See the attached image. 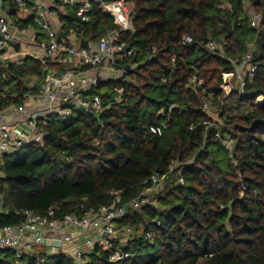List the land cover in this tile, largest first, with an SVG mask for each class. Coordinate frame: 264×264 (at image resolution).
<instances>
[{
	"label": "trees",
	"instance_id": "obj_1",
	"mask_svg": "<svg viewBox=\"0 0 264 264\" xmlns=\"http://www.w3.org/2000/svg\"><path fill=\"white\" fill-rule=\"evenodd\" d=\"M92 1L88 22L77 15V6L59 14L66 35L75 32L77 40L95 42L117 28ZM126 1L134 5V30L122 32L121 39L137 48L131 59L136 67L89 90L105 102L99 117L75 110L65 121L51 120L42 144L31 143L0 160V226L20 223L17 212L25 209L42 214L59 205L60 214H80L81 202L110 205L111 189H124L126 204L153 173L179 161L184 184L173 175L158 207L130 210L119 221L133 231L127 248L133 256L123 264H264V101L255 102L264 94V0H249L263 17L259 29L251 26L242 0ZM32 20L15 21L23 27ZM184 35L194 43H184ZM212 39L226 41L223 54L200 44ZM251 43L254 81L245 95L233 91L224 97L223 73L234 72L230 60L243 57ZM67 68L32 55L20 63L0 59V108L22 103L47 73ZM194 76L202 86L194 87ZM102 84L110 91L101 93ZM208 97L222 121L206 130L202 122L211 117L202 105ZM164 121L168 128L162 136L150 132L151 125ZM218 131L230 138L231 150ZM148 231H154L151 239ZM2 253L0 264H10L7 251ZM108 256L99 250L91 264H118ZM43 260L32 254L23 264H75L65 254Z\"/></svg>",
	"mask_w": 264,
	"mask_h": 264
},
{
	"label": "built area",
	"instance_id": "obj_2",
	"mask_svg": "<svg viewBox=\"0 0 264 264\" xmlns=\"http://www.w3.org/2000/svg\"><path fill=\"white\" fill-rule=\"evenodd\" d=\"M12 1L23 12L29 14L32 11L33 20L28 27L17 24L6 10L5 0H0V59L20 63L25 57L32 55L53 59L58 63L64 62L69 68L61 73L50 71L37 90L25 93L22 103L13 102L0 108L1 159L31 143L42 144L49 135L47 127L51 120L65 121L75 110L90 112L99 117L105 109V102L99 94H89V90L102 82L121 79L126 74L127 67L132 69L137 65L131 62L137 54V48L121 39L122 32L134 30L132 3L126 0H100V8L113 18L117 28L109 30L95 42L89 41V47H83L80 42L75 44L70 35H67L68 39L59 37L62 29L60 25L55 28L50 19L58 16L57 11L45 9L38 2L29 6L28 0ZM242 4L248 10L251 26L259 29L263 21L262 15L249 0H242ZM51 6H77V15L82 21L88 22L93 1L58 0ZM40 30L45 34V42L39 41ZM183 40L187 44L194 43L190 35H184ZM200 44L211 52L223 54L227 43L225 40L217 42L212 39L201 40ZM255 50V44L251 43L243 57L230 60L234 72L223 73L220 89L224 91V97H229L233 91L246 94V87L254 81L257 70V65L253 63ZM62 56L65 58L62 59ZM152 58L153 55H150L149 59ZM232 81L237 83L235 87L231 85ZM192 82L195 88L203 84L197 76L192 78ZM114 90L119 94L123 93V89ZM263 101L264 94L256 98V103ZM214 107L212 97L204 100L202 108L211 117L202 122L206 130L214 127L218 121L211 115ZM167 128V121H164L160 125H151L150 132L162 136ZM217 136L222 137L220 131ZM222 141L227 149H232L230 138L222 137ZM173 175L176 183L184 184L181 162H173L167 171L155 172L145 180L140 194L126 203L130 204V210L145 205L158 207V197ZM1 176L4 174L0 171ZM124 193V189H111L109 194L113 201L110 205L88 207L81 202L78 207L80 214H60L59 205L51 206L42 214L29 209L18 211L17 214L22 215L20 223L0 226V256L3 251H11L13 257L9 258L10 264H23L24 258L32 254L39 261H44L45 257L65 254L75 264H91L96 252L104 250L109 253V261L123 264L133 256L127 250L133 231L130 227L119 225V221L125 216V204L122 203ZM86 200L84 198L83 201ZM145 236L151 239L154 231H148Z\"/></svg>",
	"mask_w": 264,
	"mask_h": 264
},
{
	"label": "crops",
	"instance_id": "obj_3",
	"mask_svg": "<svg viewBox=\"0 0 264 264\" xmlns=\"http://www.w3.org/2000/svg\"><path fill=\"white\" fill-rule=\"evenodd\" d=\"M58 0H28V3H29V6H32L34 3H42L43 4V7L45 9H48V10H52L54 12H58L56 17H50L51 19V22H52V25L57 28L59 25L62 29V23H61V20H60V17H59V14L61 12H64L65 11V8H62V7H56V8H53L51 5L54 4V2H57ZM5 8L8 12V14L10 15V17L15 21L16 19L18 20H22L21 22L23 21H26L28 18H32V15H33V12L31 11L29 14L28 13H25L23 12V10H21L16 4L13 3L12 0H5ZM58 8V9H57ZM14 11V12H13ZM13 12V13H12ZM16 22V21H15ZM17 23V22H16ZM24 23V22H23ZM32 22H27V25L23 26V27H28ZM18 24V23H17ZM44 32L42 30H40L39 32V41H44L46 40V38L44 40H41V37L43 36ZM45 36V35H44ZM72 41L75 42V44H77V42H80L81 40H77V38L75 39L72 38L71 39Z\"/></svg>",
	"mask_w": 264,
	"mask_h": 264
},
{
	"label": "rangeland",
	"instance_id": "obj_4",
	"mask_svg": "<svg viewBox=\"0 0 264 264\" xmlns=\"http://www.w3.org/2000/svg\"><path fill=\"white\" fill-rule=\"evenodd\" d=\"M45 34H43V36L41 37V40H44L45 39ZM70 36H72V38L76 37L75 34H73V32L70 33ZM40 40V39H39ZM233 87H235L237 85V83L235 81H232V84H231ZM97 86V85H96ZM101 93H104V92H107V91H110V87L106 84H102L101 87L99 88ZM91 90V89H90ZM223 91V90H222ZM224 93V91H223ZM89 94H96L95 92H92L90 91ZM256 102V101H255ZM211 115L214 117V119L218 120L219 122L222 121V119H220L219 117V112H218V106L215 105L214 109L212 110L211 112ZM1 160V158H0ZM7 253L9 254L8 256L13 257L12 255V252L11 251H7ZM5 253H3L4 255Z\"/></svg>",
	"mask_w": 264,
	"mask_h": 264
},
{
	"label": "water",
	"instance_id": "obj_5",
	"mask_svg": "<svg viewBox=\"0 0 264 264\" xmlns=\"http://www.w3.org/2000/svg\"><path fill=\"white\" fill-rule=\"evenodd\" d=\"M96 2L99 3L100 0H96ZM59 37H63V38H65V39H68V38H67V35H66L64 32H62V31L59 33ZM80 44H81V46H83V47H89V40L81 39ZM29 56H31V55H28V57H29ZM99 82H100V81H99ZM72 148L76 149V143L72 144ZM130 208H131L130 204H125V206H124V209H125V216L129 213ZM70 259H71V258H70Z\"/></svg>",
	"mask_w": 264,
	"mask_h": 264
}]
</instances>
